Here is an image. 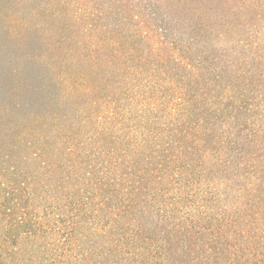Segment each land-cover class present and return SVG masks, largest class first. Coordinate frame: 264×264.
Listing matches in <instances>:
<instances>
[{"label": "trees", "instance_id": "trees-1", "mask_svg": "<svg viewBox=\"0 0 264 264\" xmlns=\"http://www.w3.org/2000/svg\"><path fill=\"white\" fill-rule=\"evenodd\" d=\"M35 1L0 264H264V0Z\"/></svg>", "mask_w": 264, "mask_h": 264}, {"label": "rangeland", "instance_id": "rangeland-1", "mask_svg": "<svg viewBox=\"0 0 264 264\" xmlns=\"http://www.w3.org/2000/svg\"><path fill=\"white\" fill-rule=\"evenodd\" d=\"M28 1L0 0V108L1 102L8 103L10 118L6 123L18 128L20 111L15 107L20 104V39L27 37L37 46L48 35L51 38L57 36L56 27L53 31L49 29L52 24L50 15L41 17L35 14ZM31 1L34 6L38 3Z\"/></svg>", "mask_w": 264, "mask_h": 264}]
</instances>
